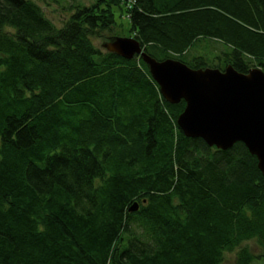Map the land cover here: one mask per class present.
<instances>
[{"label":"trees","instance_id":"1","mask_svg":"<svg viewBox=\"0 0 264 264\" xmlns=\"http://www.w3.org/2000/svg\"><path fill=\"white\" fill-rule=\"evenodd\" d=\"M127 1L56 27L0 0V264H252L248 241L264 261L256 158L185 137L141 58L93 43L115 7L156 60L264 73V0Z\"/></svg>","mask_w":264,"mask_h":264},{"label":"water","instance_id":"2","mask_svg":"<svg viewBox=\"0 0 264 264\" xmlns=\"http://www.w3.org/2000/svg\"><path fill=\"white\" fill-rule=\"evenodd\" d=\"M123 59L140 57L169 104L184 102L176 125L185 137L200 138L208 147L226 150L241 142L264 178V73L251 68L239 73L231 65L191 68L174 60L147 55L133 37L114 36L102 44ZM129 211L137 210L134 203Z\"/></svg>","mask_w":264,"mask_h":264},{"label":"rangeland","instance_id":"3","mask_svg":"<svg viewBox=\"0 0 264 264\" xmlns=\"http://www.w3.org/2000/svg\"><path fill=\"white\" fill-rule=\"evenodd\" d=\"M36 2L41 8L43 14L47 19H49L54 26L60 27L61 24L67 19L68 14L71 12V6L76 4H81L86 7L95 3V0H32ZM123 5V8H128V1L121 0L120 2ZM113 9V17H114V26L110 28L111 36L117 37H131L129 32L128 20L126 18V14L124 9L119 10L118 8L112 7ZM107 34L106 31L104 35ZM98 36L93 38V43L99 47L100 49H104L102 47L103 43H106L108 39L107 36ZM244 245L249 247V250L255 255V260L252 264H264V261L261 259V250L260 248L253 242L248 241ZM222 264H234V255L231 253H227L225 255V260Z\"/></svg>","mask_w":264,"mask_h":264}]
</instances>
